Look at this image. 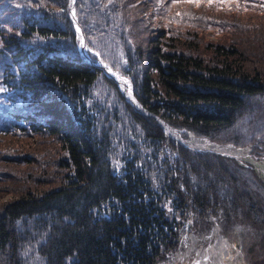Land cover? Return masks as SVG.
I'll return each instance as SVG.
<instances>
[{
  "label": "trees",
  "instance_id": "obj_1",
  "mask_svg": "<svg viewBox=\"0 0 264 264\" xmlns=\"http://www.w3.org/2000/svg\"><path fill=\"white\" fill-rule=\"evenodd\" d=\"M256 95L264 0H0V264H157L190 201L263 225L251 168L176 149L154 117L214 139Z\"/></svg>",
  "mask_w": 264,
  "mask_h": 264
},
{
  "label": "rangeland",
  "instance_id": "obj_2",
  "mask_svg": "<svg viewBox=\"0 0 264 264\" xmlns=\"http://www.w3.org/2000/svg\"><path fill=\"white\" fill-rule=\"evenodd\" d=\"M122 86L124 89V85ZM237 115L239 120L228 131L229 133L217 136L214 140L218 142H228L231 138H236L237 141L239 139L240 143H233V145L241 149H247L248 154L242 159L235 158V160L237 163L241 165L245 164L251 168L264 184V148H262L264 145L261 146V144L256 141L257 138L255 135L257 132L256 130L264 125V97L256 95L245 98L244 104L239 109ZM172 145L175 146L176 149L177 146H181L178 144ZM199 154L207 156L215 155L214 153L210 155L204 153ZM165 155L168 157L171 168H173L177 183L182 184L185 180L183 176L182 158L178 155V152L176 155L166 151ZM221 208L222 209L212 206L210 209L198 210L193 206V202L190 201L185 208V214L182 220L183 223L177 232L178 234L173 243L174 245L168 256L162 259L159 264H192L196 260L197 250L205 249L211 242V238L205 236V242L201 243L200 239H198L195 242V248L192 249H185L184 246L180 244L182 235L184 234L185 220L188 215H192L193 221L190 232H193L198 237L205 234L214 221L220 226V234L227 239L229 244L233 243L234 245V247L231 244L229 246L233 257L231 259H239L243 264H264V224L256 225L253 219L249 217L250 215L248 213L245 215L241 214V216L238 213L228 216L229 211H225L223 207ZM231 254L229 256H231ZM224 261L225 260H223V262ZM207 262V264H210L209 261ZM223 262L217 261L215 264H222Z\"/></svg>",
  "mask_w": 264,
  "mask_h": 264
},
{
  "label": "bare ground",
  "instance_id": "obj_3",
  "mask_svg": "<svg viewBox=\"0 0 264 264\" xmlns=\"http://www.w3.org/2000/svg\"><path fill=\"white\" fill-rule=\"evenodd\" d=\"M120 82L122 85L126 83L121 80ZM171 131H167V133H164L166 135L167 143H172L174 145L178 144V145L183 146L180 139H178L177 137L175 139L171 135V134L175 135L176 131L174 132L172 129ZM176 133L178 134V131ZM207 139L208 140L205 141V140H200V139L196 140L192 137H189L185 141V145L189 146L194 151L205 152L209 155L214 153L215 155L217 154V155H222V156H228V157H233L236 159H242L248 154L247 149L238 148L235 145H233V143H228V142H223V141L218 142L211 138H207ZM185 222L186 223H185V227L183 230L184 234L182 235V240L180 242V244H182L185 249L195 248V244H196L195 242L198 239H200V242L203 243L205 242L204 240L206 237L211 238V242L207 245L205 249L197 250L196 260L192 264H207L208 263L207 261H209L210 264H215V262L222 261L225 258L229 262L231 263L233 262V259H231L233 257L229 249V246L231 243L229 244L227 239L223 235L220 234V231H219L220 226L215 221L209 226L206 233L202 234L201 237H198L193 232H190V228L193 225L192 215H188ZM231 245H233V243ZM230 254L231 256H229Z\"/></svg>",
  "mask_w": 264,
  "mask_h": 264
},
{
  "label": "water",
  "instance_id": "obj_4",
  "mask_svg": "<svg viewBox=\"0 0 264 264\" xmlns=\"http://www.w3.org/2000/svg\"><path fill=\"white\" fill-rule=\"evenodd\" d=\"M69 8H71L72 10L74 9V8H73V3H72V2L69 3ZM82 39H83V37L81 36V40H82ZM82 41H83V40H82ZM91 51H92V50H91ZM92 52H94V51H92ZM94 54H95V56H97V60H98L99 62H101L100 68H101L102 71L107 75V77L109 76V77L115 78L116 83L118 84L119 89L121 90V92L124 94L126 101H127L129 104H132V105L136 106L137 108H141L142 106H141L140 104H138V103L135 101V99L133 98V95H132V93H131L130 88L127 87V90H124V89H123V86L121 85L120 80H121V81H124V78H123L120 74L118 75L117 72H114L113 70L107 68L106 63H105L104 61H102V60L98 57L97 53L94 52ZM154 117H155V119L157 120L158 124H160L161 127L163 128L164 133H167V131H171V129H172L174 132H175V131L177 132V130H176L175 128H173V127L169 126L168 124L164 123L163 120H162L161 118H159L157 115H154ZM167 127H168V128H167ZM171 132H172V131H171ZM176 132H175V135H173V134H171V135H172L175 139H176V137H177L178 139H180V141H181V143L183 144V146H184L187 150H189V152L197 153V154H199V153L207 154V153H205V152H201V151H199V152H198V151H193L189 146L185 145V141H186L187 139L183 138L181 135H179V133L177 134ZM189 137H192V138H194V139H196V140H198V139H200V140H205V141L208 140V139L205 138V137H200V136L196 137V136L193 135V134H190L187 138H189Z\"/></svg>",
  "mask_w": 264,
  "mask_h": 264
},
{
  "label": "flooded vegetation",
  "instance_id": "obj_5",
  "mask_svg": "<svg viewBox=\"0 0 264 264\" xmlns=\"http://www.w3.org/2000/svg\"><path fill=\"white\" fill-rule=\"evenodd\" d=\"M223 260H225L224 262H223ZM222 261H220V262H223L222 264H243V263H241V261L239 260V259H236V260H233V262L231 263V262H229L226 258L225 259H223ZM161 262V261H160ZM159 262V263H160ZM158 263V264H159Z\"/></svg>",
  "mask_w": 264,
  "mask_h": 264
},
{
  "label": "snow or ice",
  "instance_id": "obj_6",
  "mask_svg": "<svg viewBox=\"0 0 264 264\" xmlns=\"http://www.w3.org/2000/svg\"><path fill=\"white\" fill-rule=\"evenodd\" d=\"M187 2H198V0H187ZM211 2V0H209Z\"/></svg>",
  "mask_w": 264,
  "mask_h": 264
}]
</instances>
